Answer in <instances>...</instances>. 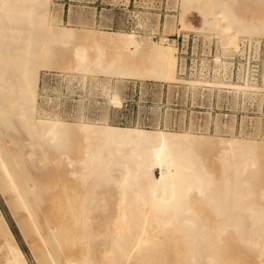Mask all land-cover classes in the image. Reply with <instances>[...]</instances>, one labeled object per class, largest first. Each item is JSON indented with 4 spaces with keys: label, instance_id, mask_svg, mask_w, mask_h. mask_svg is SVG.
<instances>
[{
    "label": "bare ground",
    "instance_id": "1",
    "mask_svg": "<svg viewBox=\"0 0 264 264\" xmlns=\"http://www.w3.org/2000/svg\"><path fill=\"white\" fill-rule=\"evenodd\" d=\"M241 1L175 0L180 17L168 15L165 33L199 13L195 31L218 45L201 67L228 75L240 42L264 37V0H250L257 14ZM59 5L0 0V188L42 244L38 264H264L263 144L219 122L211 134L108 121L126 82L214 86L245 103L264 91V63L241 66L240 83L184 75L176 40L154 39L150 12H129L132 27L115 31L65 23ZM43 72L61 74L60 86L41 88ZM75 96L71 115L63 103ZM97 96L102 114L91 118ZM52 166L49 179L33 173ZM0 236L6 264H30L2 211Z\"/></svg>",
    "mask_w": 264,
    "mask_h": 264
},
{
    "label": "rangeland",
    "instance_id": "2",
    "mask_svg": "<svg viewBox=\"0 0 264 264\" xmlns=\"http://www.w3.org/2000/svg\"><path fill=\"white\" fill-rule=\"evenodd\" d=\"M173 1L175 0H54V3L60 4L58 8L62 10V18L65 23H69V18H71L72 22L78 25L81 19L84 18L89 22L94 21L99 28L113 29L115 31L127 28L129 12H150L152 14L151 19L155 21L151 20L147 24L149 29H156L157 34L154 35V39L158 41L159 37L165 33L164 24L167 18L175 16L178 20L180 17L181 10ZM247 1H241L240 3L245 5ZM245 8L248 11L253 10L252 12H256V14L257 10L262 11L261 6L258 7L256 3L251 1L250 3L247 2ZM153 15L156 16L154 17ZM157 18H159L160 24H158ZM187 18V26L190 27V30H193L180 28V23L178 22L176 30L174 29L175 31L172 30V33L170 31V33H165L171 40H176L179 54L184 57V75L186 73L190 75L194 71L198 76L205 74L210 79L224 78L234 83H240V69L242 67L245 70H247L248 66L256 70H262L264 63V37L252 41L245 39L241 41L242 43L240 42L241 51L227 59V62L230 63L228 75L225 74L224 70L217 71L214 67H206L204 70L201 67L203 65L202 62L212 65L211 61L218 49L217 40L195 31L204 22L203 17L199 13L191 12ZM134 19L137 21V15ZM183 40L184 48L181 49L178 43L181 44ZM186 43L188 48L193 50L192 56L183 54L186 49ZM180 64H182V58ZM60 76L61 74L55 72H43L41 88L44 87V84L46 86L48 84L49 88H46H51V90L57 86L59 87L62 79ZM259 85L261 84L259 83ZM120 88L124 96V105L120 109L110 111L108 121L112 124L119 126L141 125L148 128H181L179 130H188L193 127L198 133H206L208 130L209 133L215 134V124L219 122L223 130L226 129V126H229L238 138H253L264 145V91L262 93L259 92L257 96L248 99L244 103L242 98H236L228 93L220 94L217 87L208 85L194 89L183 83L161 84L146 82L142 86L141 83L126 82L120 84ZM80 92L84 93L83 90H78L77 93L80 95ZM97 98L99 102L93 101L94 108L92 109L93 112L91 111V118H97L102 114L100 107L104 105L102 103L103 98L101 96H97ZM79 99V96H75V100L70 99L64 102L63 109L72 115L76 101ZM236 99L238 100L236 101ZM37 151L39 152V150ZM36 170H33L34 175L39 176L41 179H49L55 173L53 166ZM40 172L41 174H39ZM62 173H64V170ZM6 200L7 195L5 196L0 188V211H2L30 264H38L34 250L36 246H41L42 244L35 235L34 243L31 238L29 239V236L32 235L31 233L27 234L29 230L27 229L28 227L25 228L27 226L26 213L24 211L14 213L9 206L8 200ZM49 205L50 203L48 202L43 208L47 209L50 207ZM3 239L0 236V264H6L5 262L7 261L6 250L4 249L5 240ZM250 259L253 260L252 257Z\"/></svg>",
    "mask_w": 264,
    "mask_h": 264
},
{
    "label": "built area",
    "instance_id": "3",
    "mask_svg": "<svg viewBox=\"0 0 264 264\" xmlns=\"http://www.w3.org/2000/svg\"><path fill=\"white\" fill-rule=\"evenodd\" d=\"M132 27V23L131 22H129V20L127 21V28H131ZM178 45H180L181 46V49H183L184 48V40L182 41V43L180 44V43H178ZM185 47H186V49H185V52H183V54H185L186 56H192L193 55V50L191 49H189L188 48V45H187V43H186V45H185ZM188 59H190V57H188Z\"/></svg>",
    "mask_w": 264,
    "mask_h": 264
}]
</instances>
